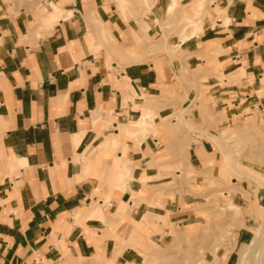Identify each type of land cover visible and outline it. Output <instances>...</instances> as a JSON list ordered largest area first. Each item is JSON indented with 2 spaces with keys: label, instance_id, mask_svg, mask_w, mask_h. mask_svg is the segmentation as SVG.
Masks as SVG:
<instances>
[{
  "label": "crops",
  "instance_id": "1",
  "mask_svg": "<svg viewBox=\"0 0 264 264\" xmlns=\"http://www.w3.org/2000/svg\"><path fill=\"white\" fill-rule=\"evenodd\" d=\"M47 1L54 8L34 14L0 0V264H139L131 222L163 217L173 206L179 212L172 185L184 183L170 178V166L182 164L184 174L191 168L185 184L196 188L216 165L207 166L208 158L217 160L206 133L186 132L194 141L184 150L185 132L174 138L165 127L186 101L170 100L171 74H230L241 60L252 72L264 58V0H211L192 27L177 21L197 0H126L125 19L117 0ZM172 2L175 16L167 20ZM139 22L148 26L145 36L161 28L178 53L168 61L142 34L135 43L129 30ZM207 86L216 100L228 99L227 87ZM143 95L155 103L141 112ZM148 111L156 134L135 123L147 122ZM120 202L127 207L118 219ZM180 216L167 221L187 220ZM150 223L158 232L149 237L164 238L162 222Z\"/></svg>",
  "mask_w": 264,
  "mask_h": 264
},
{
  "label": "rangeland",
  "instance_id": "2",
  "mask_svg": "<svg viewBox=\"0 0 264 264\" xmlns=\"http://www.w3.org/2000/svg\"><path fill=\"white\" fill-rule=\"evenodd\" d=\"M9 1L16 10L24 8L33 10L34 14L40 11L49 12L53 7L51 1L43 3L45 0ZM210 2L211 0L195 1L188 9L181 10L182 18L177 22L190 27L198 24L199 20L207 13ZM125 4L126 0H117V7L121 9V16L124 19L126 18L124 14ZM173 16H175L174 2L166 10V19L168 20ZM147 27L145 23L139 22L138 31L129 30L130 36L138 45L142 35H146ZM158 31L163 35L162 38L165 37L163 44L160 43L159 34L156 33ZM158 31L152 30L149 36H145V38L149 41L153 40V44H151L153 52L167 56L169 61L178 53L180 48L178 44L167 43L168 35L162 34L161 28ZM170 31L176 32L172 29ZM179 33H182L180 35L181 41L188 36V34H183L184 29H181ZM240 65L241 68L238 70L234 69L238 67L235 65L230 74L218 70L202 76H195L199 70H193L184 76H180L172 72L170 82L173 88L169 98L172 102L177 103L186 101L181 108L175 109V113L170 115V117L175 118V123L166 122L164 123L165 127L171 129L169 132L174 138L177 137V133L185 132L187 141L184 150H187L192 140L194 141L187 133L193 131L194 128L206 133L205 138L216 152L217 160L212 158L211 162V158H208L207 166H211L212 163H216V165H212L213 167L202 172L208 183L199 184L196 188L193 187L195 185L185 184L188 183L189 176L195 174L191 168H189L190 172L184 174L185 167L182 164L170 166V178L175 182L184 183L172 185V187L177 186L173 191L180 197L179 212L173 206L170 208L171 211L164 212L165 216L163 217L148 213L139 222H131L129 227L131 242L136 248L143 251L144 259L139 260V264H209V262L222 264L221 260L225 257H227L225 258L227 264H230L240 244V239H243L250 232L248 226L252 221L254 208L252 201L261 195L262 198L260 197L257 202L262 207L264 206V189H259L254 183H248L245 177L249 173L251 176H256L264 184V117H262L264 116V58L260 63H255L254 70L249 73L247 71L250 68H247L243 60H241ZM213 81L218 83L219 87L228 88L230 91L227 95L229 100L218 101L216 100L217 96H214L215 94L207 93V89L210 88L207 84ZM189 90H192L190 94H188ZM245 94L249 95L250 103H247ZM236 96L238 99H235ZM143 99L144 107L141 112L145 109L148 110V106L155 103V98L143 95ZM234 99V103L237 105L235 108L232 107ZM223 103L227 106L226 108H224ZM184 118H190L191 121ZM139 125L146 126L145 131L151 129L153 133H157L154 129L157 128V125L153 124L150 112L149 120L147 122L139 120ZM176 142L178 141L172 143ZM171 146L175 147V144ZM252 153L255 156L249 157V154ZM173 158L175 157L171 156L170 160ZM178 159H182V156ZM233 163L236 166L231 168ZM176 170L178 172H174ZM124 186L122 185V188ZM131 199L133 202L140 200L132 193ZM103 207H105L104 211H107L108 203L105 202ZM126 207L125 203L120 202L113 213V217H115L118 209H122L120 211L124 217ZM91 213L93 216L103 218L98 206H93ZM181 213L183 218H187L184 222L167 221V217L175 215L177 220L181 219ZM151 220H160L162 228H167L164 231V238L159 241L156 240L157 236L149 237L150 232H158L157 228L151 225ZM189 220L194 222V226L183 227V224L188 223ZM123 229L126 230L122 227L121 230L123 231ZM233 239L234 245H232ZM118 253V251L115 252V254ZM212 259L214 261H211Z\"/></svg>",
  "mask_w": 264,
  "mask_h": 264
},
{
  "label": "bare ground",
  "instance_id": "3",
  "mask_svg": "<svg viewBox=\"0 0 264 264\" xmlns=\"http://www.w3.org/2000/svg\"><path fill=\"white\" fill-rule=\"evenodd\" d=\"M51 5H52V3H51ZM262 117H264V116H262ZM135 123H137L139 125V120ZM190 143H191V141H190ZM190 145H192V143L189 144L188 147ZM249 155H250L249 157L255 156L253 153L249 154ZM235 166H236V164L233 163L231 168H234ZM250 171H252V170H250ZM245 177L248 180V183H254L259 189H261V188L264 189V184H262L260 182V180H258V178H256V176H251L248 173L245 175ZM253 193L255 194V192H253ZM260 197H261V195H258L257 199L256 200L254 199L252 201L254 208H253V213H252L253 214L252 215V221L248 226V228L250 229V232H249V234H246V236L243 239H240V244H239V246L235 252V256L232 259L230 264H264V206L262 207L257 202V200ZM120 210H122V209H120ZM120 210L118 209L114 218H118V219L122 218L123 215H122V211H120ZM118 219H116V220H118ZM233 241H234V239H233ZM234 244H235V241L233 242L232 245H234ZM233 248H234V246H233ZM213 250L215 251V248ZM226 250L228 251L229 249H226ZM223 255H225V254H223ZM223 257H225V256H223ZM225 258H227V257H225ZM225 258L224 259L221 258V259H223V260H221L222 264H227V259H225ZM211 261H214V259H212ZM210 263L211 262H209V264Z\"/></svg>",
  "mask_w": 264,
  "mask_h": 264
}]
</instances>
